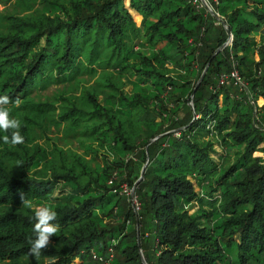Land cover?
<instances>
[{"label":"trees","instance_id":"1","mask_svg":"<svg viewBox=\"0 0 264 264\" xmlns=\"http://www.w3.org/2000/svg\"><path fill=\"white\" fill-rule=\"evenodd\" d=\"M41 3L35 18L6 17L7 30L0 34V97H9L10 118L21 121L24 137L21 144H5L7 133L0 131V264H53L51 258L55 264H100L108 250L113 253L110 264H142L139 250L147 264H264V132L254 126V105L247 100V95L253 103L264 99V49L258 63L248 58L256 47L251 36L264 27V0H219L215 6L233 35L231 52L244 67L240 75L247 94H239L232 83L218 88L217 76L229 72L230 64L224 52L211 57L226 32L221 25H208L212 17L192 0H129L130 9L142 17L139 27L124 0ZM141 34L147 56L130 51L125 41ZM87 44L89 64L106 46L116 60L122 56L114 64L118 72L129 70L133 79L128 96L91 97L89 112L72 106L59 115L60 122L71 125L92 118L87 133L113 159L103 166L80 164L77 172L55 150L29 151L34 130L42 128L53 108L32 102L29 93L48 85L50 72L55 81L64 74L72 77ZM238 52L243 56L237 57ZM167 65L182 72L169 76ZM191 100L198 117L192 123ZM179 110L183 118L178 122ZM132 114H139L142 126L133 140L122 120ZM167 121L172 129L191 125L178 138L165 135L149 144L165 133ZM259 122L264 124V114ZM209 124L225 151L235 149V161L222 158L217 164L210 156L213 144L196 140L195 132H205ZM135 154L136 161H128ZM146 159L135 190L136 219L123 205L120 186L133 184ZM189 178L197 179L200 193ZM21 194L32 207L22 205ZM193 204L197 210L189 214ZM203 205L210 211L204 212ZM45 206L57 213L52 223L59 230L34 258L28 255V239L35 238V210Z\"/></svg>","mask_w":264,"mask_h":264},{"label":"rangeland","instance_id":"2","mask_svg":"<svg viewBox=\"0 0 264 264\" xmlns=\"http://www.w3.org/2000/svg\"><path fill=\"white\" fill-rule=\"evenodd\" d=\"M43 0H0V34L5 33L7 30V19L8 16H19L28 19H32L40 15L41 13V2ZM57 1L58 3L68 4L70 1H77V0H52ZM192 0V4L195 6L196 9H204L206 13H208L211 17H207L208 25H211L214 28H218L220 25L223 27L222 22L226 25V21L223 19L222 16L217 13L215 10V6L218 5L219 0H205L206 4L209 6L211 11L215 14V17L211 15L209 11H207L202 4L201 0H197V4H195ZM198 5L199 7H197ZM124 6L128 9L129 13L132 16L133 22L135 23L136 27L141 25L142 17L134 12V10L130 9L129 0H124ZM228 26V25H227ZM224 28V27H223ZM229 28V27H228ZM230 30V29H229ZM203 32L202 34L206 33L204 28L201 29ZM226 32V31H225ZM231 32V31H230ZM141 38L133 39L131 36H126L125 41L127 43V48L134 52V53H141L142 55H148L150 52L147 49V46L144 44V38L142 34L140 35ZM202 37V36H201ZM256 42V47L251 50L248 54V58L253 60L255 63H258L260 60V52L264 49V27L260 29V31L256 35H252ZM141 39V40H140ZM141 41V42H139ZM232 42H233V35L231 34L230 39L228 40L227 34L226 39L223 44L217 48L212 57H215L219 53H225L227 55L230 70L229 72H221L217 76V86L218 88H223L225 86H229L231 83L234 86L238 87V93H246L247 94V82H244V78L240 75V71L243 70V66L238 61V58L231 52L232 49ZM226 45L221 48L224 44ZM139 44V45H138ZM199 47H202V43L198 44ZM89 44L84 47V50L79 56L78 60V71L72 76L68 77L67 74H64L65 78L58 79L57 81L54 80L55 72H50V83L43 88H38L31 90L29 93V100L34 103H45L51 105V111L46 116L45 120L42 122V128H36L33 132L31 142L28 145V149L31 150L42 147L45 148L48 152H53L54 150L57 151L61 155L62 161L66 165H72L77 172L80 170V164H84L87 166H103L104 160L111 161L112 156L109 155L104 148H100L98 146L99 142L95 140L91 135L87 133L89 127L93 125L95 122L92 118H88L84 116L82 120H79L77 123L70 124L69 122H60L59 115L64 112L66 109L71 108L72 106L82 109L83 111L89 112L91 110V97H95L97 100H102L103 94H110V95H117L121 93L124 96H128L131 94L132 86L130 84V71L126 70L125 75H121L118 72V67H116L115 61H119L122 56H119L118 60H116V55L110 53V49L106 46H102L98 52L97 56L92 60L89 64L87 62L88 52H89ZM217 51V52H216ZM243 56L242 52H238L237 57ZM210 59V60H211ZM210 62L204 66L209 67ZM194 70H196V64L193 65ZM165 73L169 76H176L180 74L182 71L175 70L170 65L165 66ZM203 69V70H204ZM202 70V72H203ZM208 70V68H207ZM206 70V73H207ZM237 73L239 77L240 84H235L233 80H228L223 84L220 83V76L223 73ZM201 72V74H202ZM205 73V75H206ZM200 74V76H201ZM205 75L203 76L202 80L204 79ZM199 76V78H200ZM198 78V80H199ZM195 83V86L198 82ZM197 85V88L201 84ZM196 88V90H197ZM195 90V91H196ZM191 97V96H190ZM247 100L254 105L253 111V123L254 126L260 128L262 132H264V124L259 122L260 115L264 114V99L258 97L256 101L253 103L252 99L249 95H247ZM221 100V96H219V101ZM191 104V101L188 105ZM172 108V105L168 106ZM190 107V105H189ZM193 107V103H192ZM191 109V107H190ZM136 111V110H135ZM139 114L134 115L132 114L130 117H124L125 123V131L130 137L131 140L135 139L142 131V126L140 122L136 119ZM183 118V111L179 110L176 115V121H181ZM198 117L197 115L193 114V119L191 123L196 120ZM259 119V120H258ZM156 121H160L157 119ZM191 123L182 126L178 129H172L171 124L172 122H168L163 126V130L165 133H162L156 136L154 139L149 141V144H152L157 139L167 136L173 135L174 137L178 138L179 133L188 129ZM213 125L209 124L206 127L205 132H195L196 133V140L200 143H212L213 153L210 154L212 159L215 160L217 164L221 163V159H228L230 162L235 161L237 158V154L235 153V149H231L225 151L224 148L220 145V141L216 134L213 132L212 129ZM212 131V132H211ZM147 150V146L144 148ZM94 151L97 152V155H94ZM54 153V156H56ZM254 156H261V153L255 152ZM128 161H136L137 155L127 157ZM57 160V157L54 158ZM147 166V159L146 162L142 165ZM138 176H136V180L133 182L131 186L128 183H123L120 186L121 192L126 196L125 202L123 203L124 206L129 205L130 210L135 214L137 218V212L139 210V205L135 200V190L142 180L141 178V171ZM146 168V167H145ZM143 177V176H142ZM190 183L193 184L194 191L200 193V187L196 186L197 179L189 178ZM198 185V184H197ZM134 189L133 198L131 197V191ZM40 208V207H38ZM203 211L207 212L210 211V208L203 205ZM197 210L196 204L189 206L188 213L192 214L195 213ZM138 220H136V224ZM136 233L139 234V226L136 225ZM139 242V241H138ZM142 252V251H141ZM92 258L94 256V252L90 253ZM111 251H107L106 259L102 258L98 260L100 264H106L109 260V255H112ZM143 254V253H142ZM113 257V255H112ZM144 257V256H143ZM146 262V261H145ZM111 263V261H110ZM109 263V264H110ZM73 264H78L77 260H74ZM147 264V263H146Z\"/></svg>","mask_w":264,"mask_h":264},{"label":"clouds","instance_id":"3","mask_svg":"<svg viewBox=\"0 0 264 264\" xmlns=\"http://www.w3.org/2000/svg\"><path fill=\"white\" fill-rule=\"evenodd\" d=\"M10 103L9 97H0V131L7 133L2 137L5 144L18 145L24 142V137L20 133L21 121L10 118L7 105ZM19 105L20 101H15ZM21 202L25 207H32L31 200L25 199L21 194ZM34 217L36 223L33 227L35 238H29L30 245L28 255L34 258L40 257L42 250L50 244V238L55 236L59 230V225L52 223L56 220L57 213L50 206L40 207L35 210ZM55 264V258H51Z\"/></svg>","mask_w":264,"mask_h":264},{"label":"water","instance_id":"4","mask_svg":"<svg viewBox=\"0 0 264 264\" xmlns=\"http://www.w3.org/2000/svg\"><path fill=\"white\" fill-rule=\"evenodd\" d=\"M201 2H202V4L204 5L205 9H206L207 11H209V12L211 13V15H213V16L215 17V14L211 11V9L209 8V6L206 4L205 0H201ZM222 25H223V27H224V29H225V31H226V34H227V37H228V40H229L230 37H231V32H230L228 26H227L224 22H222ZM225 45H226V43H225L221 48H223ZM216 52H217V51H216ZM207 68H208V67H205V69L203 70V72H202V74H201V76H200V78H199V80H198L196 86L194 87V89H193V91H192V94H191V99L193 98V95H194V93H195V90H196V88H197V85L200 83V81L202 80L203 76L205 75ZM189 105H190V107H191V109H192L193 114L195 115V112H194L193 107H192V100H191V104H189ZM145 167H146V165L143 166L142 171H141V175H143V172H144V170H145ZM141 178H142V176H141ZM133 193H134V189H132V191H131V197H132V198H133ZM139 256H140V259H141V263H142V264H146L145 259H144V257H143V254H142L141 250H139Z\"/></svg>","mask_w":264,"mask_h":264},{"label":"built area","instance_id":"5","mask_svg":"<svg viewBox=\"0 0 264 264\" xmlns=\"http://www.w3.org/2000/svg\"><path fill=\"white\" fill-rule=\"evenodd\" d=\"M195 4H197V0L193 1ZM197 7H199L198 5H196ZM220 83L223 84L224 82H227L228 80H233L235 82V84H240V80L239 77L237 76V73H235L234 71L231 73H223L220 76ZM93 258H96L95 255L93 256ZM101 260V258L99 259ZM109 260H112V255H109ZM110 261L106 264H109Z\"/></svg>","mask_w":264,"mask_h":264}]
</instances>
